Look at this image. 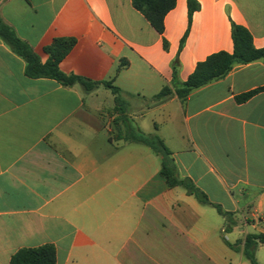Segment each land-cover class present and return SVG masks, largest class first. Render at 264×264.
Instances as JSON below:
<instances>
[{
    "label": "crops",
    "instance_id": "1",
    "mask_svg": "<svg viewBox=\"0 0 264 264\" xmlns=\"http://www.w3.org/2000/svg\"><path fill=\"white\" fill-rule=\"evenodd\" d=\"M197 1L190 19L176 0L160 34L132 0H0V19L42 64L54 40L73 38L60 70L123 98L30 78L0 37V264L47 244L57 264H251L245 239L264 233V90L237 98L264 88V59L185 102L175 90L209 56L233 53V24L264 48V0ZM130 131L162 139L211 205L170 187L162 156Z\"/></svg>",
    "mask_w": 264,
    "mask_h": 264
},
{
    "label": "trees",
    "instance_id": "2",
    "mask_svg": "<svg viewBox=\"0 0 264 264\" xmlns=\"http://www.w3.org/2000/svg\"><path fill=\"white\" fill-rule=\"evenodd\" d=\"M133 7L145 16L151 26L160 34L165 32V17L175 8L176 0H132ZM189 17L200 9L197 0H188ZM0 37L12 48V50L24 58L27 63L26 75L30 78H50L59 82L65 87H72L80 84L86 91H93L99 86L110 89L115 95L116 103L120 105L123 101L121 90L112 82H92L88 79L66 75L60 70L61 61L70 53L76 44L73 38H59L46 47L49 60L42 64L39 57L32 48L16 37L14 32L0 19ZM232 38L234 43L233 53L220 52L209 56L204 62L197 65L194 73L180 87H176V95L182 102H185L189 95L204 86L215 81L224 79L237 65H246L264 59V48L257 49L253 43V36L250 31L240 25L233 24ZM167 42L165 41V47ZM124 63L118 68L120 71ZM264 88L249 92L237 98L238 102H245ZM172 91L163 89L155 99L161 100ZM127 141L138 142L150 147L155 153L162 156L161 175L170 187H183L190 195L204 205H211L208 196L200 190L190 179H182L178 176L176 166L170 156V152L162 139L155 135H144L142 133H130ZM218 212L227 217L229 224L233 218L232 214L223 213L219 206ZM231 226V225H230ZM229 226V227H230ZM230 245V244H229ZM264 246V233L248 235L244 242L243 255L251 264H259L256 259V251ZM236 249L235 246L230 245ZM10 264H57V250L54 245L47 244L37 248L20 249L10 261Z\"/></svg>",
    "mask_w": 264,
    "mask_h": 264
}]
</instances>
